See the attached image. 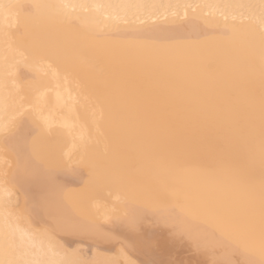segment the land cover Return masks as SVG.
<instances>
[{"label":"bare ground","instance_id":"bare-ground-1","mask_svg":"<svg viewBox=\"0 0 264 264\" xmlns=\"http://www.w3.org/2000/svg\"><path fill=\"white\" fill-rule=\"evenodd\" d=\"M172 256L264 264V0H0V264Z\"/></svg>","mask_w":264,"mask_h":264},{"label":"rangeland","instance_id":"rangeland-1","mask_svg":"<svg viewBox=\"0 0 264 264\" xmlns=\"http://www.w3.org/2000/svg\"><path fill=\"white\" fill-rule=\"evenodd\" d=\"M172 257H173V256H172ZM175 258H176V257H173V258L170 257V261L165 262V263H169V264H170L171 260H172V259L175 260ZM177 259H179V258H177ZM168 260H169V259H168ZM174 260H173V261H174ZM173 261H172V262H173ZM186 262H187V261H184V264H185ZM181 264H183V262H182ZM186 264H188V262H187Z\"/></svg>","mask_w":264,"mask_h":264}]
</instances>
